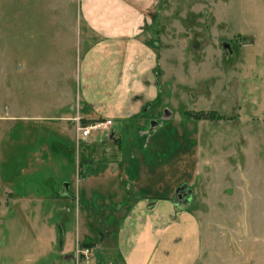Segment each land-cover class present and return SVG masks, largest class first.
I'll return each instance as SVG.
<instances>
[{"label": "rangeland", "instance_id": "374dc122", "mask_svg": "<svg viewBox=\"0 0 264 264\" xmlns=\"http://www.w3.org/2000/svg\"><path fill=\"white\" fill-rule=\"evenodd\" d=\"M82 3L0 0V119L14 117L0 122L4 174L15 198L66 183L60 205L55 195L15 203L11 240L47 264L61 259L59 246L72 254L80 235L89 244L78 246L89 251L80 264H121L106 232L126 209L114 212L118 195L127 206L137 193L173 194L200 223L195 264H264V0H143L136 34L153 58L158 97L78 141L61 117L79 105L81 60L99 39ZM76 159L87 160L78 189L69 179ZM43 166H53L46 181L32 172Z\"/></svg>", "mask_w": 264, "mask_h": 264}, {"label": "crops", "instance_id": "0c3cea01", "mask_svg": "<svg viewBox=\"0 0 264 264\" xmlns=\"http://www.w3.org/2000/svg\"><path fill=\"white\" fill-rule=\"evenodd\" d=\"M80 13L84 16L85 24L90 30L99 35V39L90 44L85 50L79 70L80 81L78 83L79 105L70 112H64L63 120L75 124V135L79 141L80 135L76 130L75 117H80L82 122L103 118L112 119L119 115L120 118L130 117L142 111L143 108L152 106L158 97L157 77L153 75V58L149 53V47L142 44L137 36L139 15L141 14L143 0H82ZM140 29V28H139ZM142 82H137L142 79ZM130 95H132L130 97ZM151 96L150 101L143 103L141 98L132 100L133 96ZM83 105V107H82ZM41 105L35 107L40 109ZM48 109V107H46ZM82 108V110H81ZM20 115V114H19ZM24 118V116H19ZM0 122L12 120L14 117H2ZM17 118V117H16ZM5 130L0 124V264H38V258L27 248L23 256V248L19 247L16 240H11V235L17 230L19 223L15 219L17 208L15 203L23 200V204L37 202L42 204L47 198L60 205L62 193L57 187L66 185L63 179H59V185L51 192L36 193L34 198L20 196L15 198L13 181L6 177L3 171L2 141ZM82 139V138H80ZM83 140H86L83 139ZM37 157V156H35ZM78 166L70 172L63 165L58 166L59 174L71 173L70 181L74 179L75 189L80 188L81 162L87 160L76 159ZM61 164V163H60ZM59 164V165H60ZM33 169L32 172L41 174L46 178L52 176V168L43 166ZM33 180H31L32 182ZM185 185V184H184ZM66 187V186H65ZM184 192V191H183ZM180 194L183 200L184 193ZM173 195V194H172ZM168 196L137 193L130 203L125 206L122 197L118 195L114 212L122 216L118 217L116 226L107 229L109 235L116 236V249L119 253L121 264H173L174 257L183 254L188 262L195 264L200 258V223L180 202L172 201ZM55 200V201H54ZM54 204V203H53ZM44 231V233H46ZM43 236L42 248L47 250L50 245L49 236ZM79 234V232H78ZM84 238V236H82ZM82 244H89L76 236L73 253L59 246L61 259L49 261L47 264H80L76 249ZM35 249V248H34ZM36 250V249H35Z\"/></svg>", "mask_w": 264, "mask_h": 264}, {"label": "built area", "instance_id": "2783aa9c", "mask_svg": "<svg viewBox=\"0 0 264 264\" xmlns=\"http://www.w3.org/2000/svg\"><path fill=\"white\" fill-rule=\"evenodd\" d=\"M74 121L76 123V130L82 139L89 137L93 133H106L110 130L112 125V120L110 118L82 122L80 117H75ZM76 254L78 258L89 259V251L85 248H77ZM87 262L88 261H86V264Z\"/></svg>", "mask_w": 264, "mask_h": 264}, {"label": "water", "instance_id": "95a60500", "mask_svg": "<svg viewBox=\"0 0 264 264\" xmlns=\"http://www.w3.org/2000/svg\"><path fill=\"white\" fill-rule=\"evenodd\" d=\"M184 188H185V185L182 186V187H179V188L177 189V191H176V195H179V196H180V194L183 192Z\"/></svg>", "mask_w": 264, "mask_h": 264}]
</instances>
